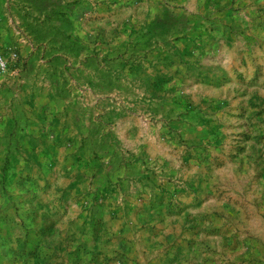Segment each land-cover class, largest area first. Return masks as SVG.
<instances>
[{"label":"rangeland","instance_id":"rangeland-1","mask_svg":"<svg viewBox=\"0 0 264 264\" xmlns=\"http://www.w3.org/2000/svg\"><path fill=\"white\" fill-rule=\"evenodd\" d=\"M54 1L0 0V264H264V0Z\"/></svg>","mask_w":264,"mask_h":264},{"label":"trees","instance_id":"trees-1","mask_svg":"<svg viewBox=\"0 0 264 264\" xmlns=\"http://www.w3.org/2000/svg\"><path fill=\"white\" fill-rule=\"evenodd\" d=\"M24 3L27 5V9L35 10L37 12H40V14L44 13L47 15L46 22L48 23L49 17H51V14L54 13L55 8H59L58 2L54 0H24ZM61 8V7H60ZM62 12V9H60ZM61 18L65 19V14L63 13ZM46 22H42V25H46ZM64 23V21H62ZM47 28H57L55 25L50 27L47 25ZM63 33V32H62Z\"/></svg>","mask_w":264,"mask_h":264},{"label":"built area","instance_id":"built-area-1","mask_svg":"<svg viewBox=\"0 0 264 264\" xmlns=\"http://www.w3.org/2000/svg\"><path fill=\"white\" fill-rule=\"evenodd\" d=\"M4 67V63L2 61V59L0 58V68H3Z\"/></svg>","mask_w":264,"mask_h":264}]
</instances>
